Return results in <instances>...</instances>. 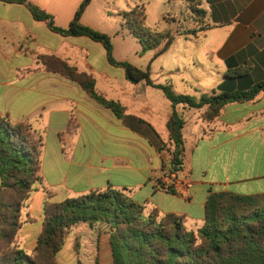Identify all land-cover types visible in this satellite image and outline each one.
I'll list each match as a JSON object with an SVG mask.
<instances>
[{"label": "crops", "instance_id": "0c3cea01", "mask_svg": "<svg viewBox=\"0 0 264 264\" xmlns=\"http://www.w3.org/2000/svg\"><path fill=\"white\" fill-rule=\"evenodd\" d=\"M30 1L67 28L76 1L83 0ZM184 2L197 11L187 28L160 33L172 36L170 46L157 56L165 41L149 55L144 52L147 62L136 67L149 69L154 84L171 85L175 93L196 99L264 81V0ZM91 4L81 23L101 31L88 18ZM130 36L135 38L129 31ZM112 45L114 59L128 61ZM42 56L91 75L96 90L124 108L122 115L99 104L80 84L48 71ZM240 69L248 73L234 76ZM207 109L173 108L162 90L131 83L123 68L109 62L102 43L55 33L25 6L0 1V114L42 138L40 175L53 198L126 190L145 205L147 215L156 210L182 216L186 228L197 233L210 193L264 194V92L252 101L226 104L213 120L205 118ZM174 110L185 122L183 185L167 192L159 182L170 168L168 150L174 145L167 124ZM21 220L16 244L31 255L42 216ZM36 222L40 226L33 228ZM70 234L74 241L66 256L65 245L58 253L57 264H115L107 225L82 224Z\"/></svg>", "mask_w": 264, "mask_h": 264}, {"label": "trees", "instance_id": "16d2710c", "mask_svg": "<svg viewBox=\"0 0 264 264\" xmlns=\"http://www.w3.org/2000/svg\"><path fill=\"white\" fill-rule=\"evenodd\" d=\"M25 6L38 21L63 36H87L100 42L108 53L109 62L125 70L134 84L145 82L164 92L173 108L184 104L189 108L208 107L207 120L218 117L223 106L233 102L254 100L264 92V81L244 91L212 93L196 99L174 92L171 85L154 84L149 69L143 70L128 61L113 57L111 37L81 23L92 0H83L67 28L57 25L55 17L30 0H0ZM197 12V11H196ZM199 14L204 15L203 11ZM123 26L140 42L141 54L172 42V36L145 30L144 11L133 9L120 14ZM48 71L59 73L80 84L102 106L121 116L124 108L108 101L96 90L91 75L79 73L73 66L56 57H41ZM248 71L235 70L234 76ZM183 118L174 110L167 126L174 147L168 150L170 172L183 171ZM42 138L31 133L30 126L13 125L0 114V264H57L56 257L67 236L82 224L93 227L105 224L115 264H264V194L243 196L232 192L210 193L204 224L197 233L185 226L182 216H161L154 210L149 215L145 205L134 200L126 190L107 189L54 203L52 194L42 185ZM165 174V173H164ZM42 186L46 201L42 233L33 254L16 244L22 224V209L27 206L34 185ZM162 188L161 183L159 182ZM169 192H175L171 190Z\"/></svg>", "mask_w": 264, "mask_h": 264}, {"label": "rangeland", "instance_id": "374dc122", "mask_svg": "<svg viewBox=\"0 0 264 264\" xmlns=\"http://www.w3.org/2000/svg\"><path fill=\"white\" fill-rule=\"evenodd\" d=\"M76 2L75 8L77 9L82 1ZM91 2L88 16L90 22L95 24L101 32L108 33L112 44L116 47L118 56L126 58L133 65L142 64V61L143 63L147 62V56L141 57L139 49H142V46L132 36L128 37L129 31L123 26L121 13L130 12L133 9H137L139 12L144 11L145 30L157 34L164 33L168 28L172 32L187 28L188 18L195 16L196 13L188 7L184 0H92ZM147 51V55H149V50ZM237 148L241 149L242 147ZM28 201L27 207L22 209L21 217L28 220L30 217L38 219L42 216L43 221L46 198L41 185L38 183L34 185V190ZM52 201L54 203L61 202L59 196L53 198ZM31 226L38 228L40 222L33 223ZM73 241L74 236L69 234L62 255H67Z\"/></svg>", "mask_w": 264, "mask_h": 264}, {"label": "built area", "instance_id": "2783aa9c", "mask_svg": "<svg viewBox=\"0 0 264 264\" xmlns=\"http://www.w3.org/2000/svg\"><path fill=\"white\" fill-rule=\"evenodd\" d=\"M180 173L167 171L161 178L160 183L164 191L178 190L183 185Z\"/></svg>", "mask_w": 264, "mask_h": 264}]
</instances>
